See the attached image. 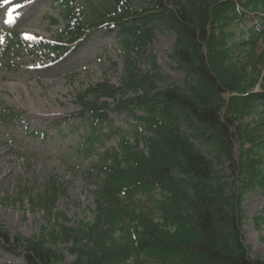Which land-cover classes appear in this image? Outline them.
Here are the masks:
<instances>
[{
	"label": "trees",
	"instance_id": "16d2710c",
	"mask_svg": "<svg viewBox=\"0 0 264 264\" xmlns=\"http://www.w3.org/2000/svg\"><path fill=\"white\" fill-rule=\"evenodd\" d=\"M60 2L65 28L51 45L58 55L104 25L118 28L122 49L120 85L104 80L77 94L76 115L89 128L75 150L94 158L92 217L67 223L56 211L65 186L53 176L41 189L20 182L17 198L0 202L26 197L54 224L26 237L0 223V243L23 264H124L133 256L147 264H264L240 228L243 194L264 190V0H84L86 19ZM160 26L175 34L170 56L183 85L167 83L147 47ZM109 112L125 114L129 132ZM114 135L116 146L105 147Z\"/></svg>",
	"mask_w": 264,
	"mask_h": 264
},
{
	"label": "rangeland",
	"instance_id": "374dc122",
	"mask_svg": "<svg viewBox=\"0 0 264 264\" xmlns=\"http://www.w3.org/2000/svg\"><path fill=\"white\" fill-rule=\"evenodd\" d=\"M11 1L0 0V50L8 45L10 29L21 32L25 41L11 46L12 57L11 53H0V197L17 198L20 182L41 189L49 177L55 176L65 186V193L57 197L56 209L69 224L89 221L94 186L86 169L94 158L80 156L74 149L88 131V120H67L66 116L79 110L77 94L88 86L104 80L120 85L122 49L118 28L105 27L92 32L57 59L49 45L65 27L61 17L64 4L59 0ZM132 1L144 7V0ZM69 4L84 12L83 19L90 15L83 0H69ZM7 19L12 22L5 23ZM174 41V32L160 26L147 47L167 83L183 85L185 74L170 56ZM137 64L143 71L150 68L145 57L138 58ZM11 112L19 117H11ZM109 118L115 127L129 132L125 114L109 113ZM117 141L118 135H114L105 147L116 146ZM194 142L206 156L213 158L211 148ZM143 197L142 203L150 205L149 199ZM243 198L240 228L244 242L252 257L264 259V222L256 218H264V190L251 189ZM18 201L0 202V223L10 233L31 237L38 235L43 225L53 224L54 219L48 220L27 198ZM64 247L59 246L62 250ZM72 260L73 255L65 250V262ZM0 264H23V260L0 243ZM124 264L147 263L133 256Z\"/></svg>",
	"mask_w": 264,
	"mask_h": 264
},
{
	"label": "snow or ice",
	"instance_id": "6c2138e0",
	"mask_svg": "<svg viewBox=\"0 0 264 264\" xmlns=\"http://www.w3.org/2000/svg\"><path fill=\"white\" fill-rule=\"evenodd\" d=\"M10 2H11V0H4V3H10ZM18 7H19V5H18ZM13 11H14V9H13ZM9 15H10V13H9ZM11 22H12L11 19L5 20V23H11Z\"/></svg>",
	"mask_w": 264,
	"mask_h": 264
}]
</instances>
